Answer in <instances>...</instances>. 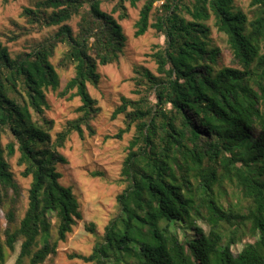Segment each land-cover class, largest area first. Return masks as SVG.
Segmentation results:
<instances>
[{"label":"trees","instance_id":"16d2710c","mask_svg":"<svg viewBox=\"0 0 264 264\" xmlns=\"http://www.w3.org/2000/svg\"><path fill=\"white\" fill-rule=\"evenodd\" d=\"M139 1L33 0L21 10L23 24L10 21L12 29L0 34V264L16 253L15 264H44L82 220L72 188L61 183L57 166L67 161L58 149L72 132L82 138L81 126L95 118L88 86L98 87L99 67L124 57L120 22L129 17L126 4ZM237 1L143 2L133 36L152 30L162 44L151 55L155 73L134 67L136 98H121L112 115L124 116L118 138L133 129L119 172L118 216L89 255L69 259L264 264V0H247L245 9ZM105 3L114 4L111 12ZM47 29L15 55L3 42ZM57 70L73 71L60 96L80 105L53 139L46 94L59 87ZM15 156L29 179L24 210L9 164Z\"/></svg>","mask_w":264,"mask_h":264},{"label":"rangeland","instance_id":"374dc122","mask_svg":"<svg viewBox=\"0 0 264 264\" xmlns=\"http://www.w3.org/2000/svg\"><path fill=\"white\" fill-rule=\"evenodd\" d=\"M33 0H0V34H8L12 29L10 21L23 24L20 13L23 7H27ZM145 0L131 8L126 4L128 19L120 22L125 35L127 36V46L125 55L119 64L106 67H99L101 76L97 88L88 86L90 96L97 101L98 112L95 118L91 119L88 126H81L83 137H79L76 132H72L64 143V147L58 152L66 159L65 165L57 166L61 172V183L72 188L80 205L82 220L77 221L72 233L66 241L58 244L57 255L48 259L44 264H93L84 263L78 259H69L71 254H81L84 256L92 252L93 245L102 236L107 223L118 216V203L115 200L125 187L119 178L122 161L126 155L128 141L133 129L129 133L120 136L119 131L124 129V116L118 114L114 119L113 112L121 105V98L133 100L136 95L133 93L134 76L133 68L142 66L155 73V64L152 61V53L162 44L159 37L152 30H148L143 36L135 38L134 24L138 19L139 10ZM113 3H105L102 10L111 12ZM155 5H160L156 3ZM237 5L243 9L247 6V0H238ZM118 13L113 16L117 17ZM51 29L44 30L40 35L30 36L21 39L16 43L6 44L9 52L15 55L23 50L24 41L38 39L47 36ZM213 38L219 47L224 48V37L216 33L213 29ZM63 48L56 51L55 57L51 60L55 65L61 55ZM59 76V87L56 91L47 92V100L50 106L45 113L46 117L53 121V129L50 132L54 139L55 134L63 130L68 121L78 117L75 109L80 105L79 99L67 100L68 95L61 97L67 81L73 76V71L57 70ZM5 143V141H3ZM14 178L22 187V210L26 207V190L29 179L20 176L21 168L16 165V156L9 160ZM96 174V175H94ZM23 212V211H22ZM22 215V214H21ZM93 225L94 232L85 229L86 226ZM5 226L3 213L0 211V228ZM189 235L193 234L188 230ZM146 242H151L149 236H144ZM240 247L232 249L234 254ZM17 253L11 255L5 264H15ZM128 264H137L134 260H126ZM125 264V263H122Z\"/></svg>","mask_w":264,"mask_h":264}]
</instances>
